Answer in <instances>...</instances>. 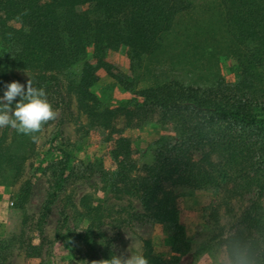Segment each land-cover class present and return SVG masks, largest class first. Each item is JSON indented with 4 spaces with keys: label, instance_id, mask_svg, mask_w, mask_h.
<instances>
[{
    "label": "trees",
    "instance_id": "obj_1",
    "mask_svg": "<svg viewBox=\"0 0 264 264\" xmlns=\"http://www.w3.org/2000/svg\"><path fill=\"white\" fill-rule=\"evenodd\" d=\"M123 48L129 50L134 77L147 59L174 55L180 48L191 52L190 59L203 71L212 67L211 79L204 87L171 80L137 90L111 58ZM0 58L6 67L2 75L10 70L33 72L38 88L50 79L59 83L60 76L82 64L69 89L88 119L85 130L110 146L116 166L113 191L138 197L144 216L171 239L172 257H158L149 248L144 254L149 264H186L184 259L195 254L180 219L181 190L216 191L222 178H238L241 189L258 190L264 198V0H0ZM223 64L230 75H223ZM103 74L159 114L165 135L144 175L138 173L140 154L117 129L119 119L134 118L139 110L100 109L93 89ZM0 90L3 96V86ZM12 132L11 138L6 132L0 139V184L20 180L33 150L30 137ZM59 152L65 159L55 166V185L40 210V235L69 178L71 153ZM197 152L200 159L194 157ZM32 192L33 181L28 180L15 194L5 235L0 237V264L24 249L25 264H40L41 246L25 239ZM89 198L81 199L87 219L100 211ZM243 222L258 236L221 235L217 246L222 261L229 264L233 251L240 249L252 264H264L261 199ZM88 247L91 264L102 260L93 246Z\"/></svg>",
    "mask_w": 264,
    "mask_h": 264
},
{
    "label": "rangeland",
    "instance_id": "obj_2",
    "mask_svg": "<svg viewBox=\"0 0 264 264\" xmlns=\"http://www.w3.org/2000/svg\"><path fill=\"white\" fill-rule=\"evenodd\" d=\"M190 55L191 52L183 53L179 48L174 55L147 59L142 70L137 71L140 78L134 77L135 72L130 73L131 61L127 48L112 53L111 58L137 90L156 87L171 80L204 87L211 79L209 70L212 67L203 71L195 59H190ZM5 68L0 58V70ZM221 68L224 76L230 75L225 64ZM81 70L82 64H78L60 76L59 83L51 79L44 83L47 99L53 109L58 110L59 116L45 124L37 134L40 143H33L29 138L30 150H33L24 164L20 180L15 185L0 184V237L5 235L9 208L15 194L25 181L32 180L33 192L27 209L29 222L25 228V239L28 244L41 246L40 264H91L88 245L93 246L102 260L110 259L112 255H130L137 249L145 254L149 248L158 257H172L170 237L158 223L144 216L138 197L124 193V190L113 191L117 189L116 166L110 156V146L101 143L97 134L85 130L88 119L76 107V99L70 93V81L75 80ZM37 76L29 71L10 70L4 75L0 73V86L4 88L5 83L12 81L26 85L29 78L34 82ZM93 91L102 110L117 106L139 110L134 118L119 119L117 129L131 140L140 154L138 173L144 175L146 167L154 164L165 135L159 125L158 112L144 107L133 92L105 74ZM8 128H0V139L6 132V137L11 138L12 128ZM52 149L55 150L50 153ZM62 149L71 153L69 178L50 210L43 234L40 235L37 230L40 210L55 185V166L65 159L64 154L59 152ZM194 157L200 159L202 155L197 152ZM221 184L216 191L183 189L179 193L180 219L195 250L194 256L184 259L186 264H224L217 246L221 235L226 237L243 233L250 238L253 232L258 236L256 231L249 230L243 219L259 199L264 203V198H259L258 190L241 189L238 178L235 182L224 177ZM86 195L90 197L89 202L100 210L91 219L85 217L81 201ZM133 243L136 249L131 247ZM25 257L24 249L7 264H25Z\"/></svg>",
    "mask_w": 264,
    "mask_h": 264
},
{
    "label": "clouds",
    "instance_id": "obj_3",
    "mask_svg": "<svg viewBox=\"0 0 264 264\" xmlns=\"http://www.w3.org/2000/svg\"><path fill=\"white\" fill-rule=\"evenodd\" d=\"M17 98L18 102L14 103ZM58 116L59 112L48 101L45 89L35 87L30 78L26 85L19 81L4 84L3 96H0V128L10 127L38 144L40 137L37 134ZM131 247L136 249L135 243ZM130 253L112 255L110 259L93 261V264H149L148 258L138 249ZM229 264H252V260L246 251L236 249L229 257Z\"/></svg>",
    "mask_w": 264,
    "mask_h": 264
}]
</instances>
